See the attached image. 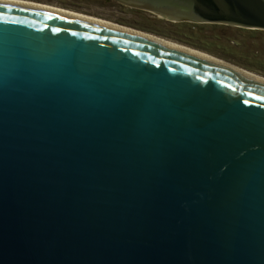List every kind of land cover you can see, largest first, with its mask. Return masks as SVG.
Listing matches in <instances>:
<instances>
[{"label": "water", "instance_id": "obj_1", "mask_svg": "<svg viewBox=\"0 0 264 264\" xmlns=\"http://www.w3.org/2000/svg\"><path fill=\"white\" fill-rule=\"evenodd\" d=\"M118 1L264 30V0ZM0 264H264V80L0 0Z\"/></svg>", "mask_w": 264, "mask_h": 264}, {"label": "rangeland", "instance_id": "obj_2", "mask_svg": "<svg viewBox=\"0 0 264 264\" xmlns=\"http://www.w3.org/2000/svg\"><path fill=\"white\" fill-rule=\"evenodd\" d=\"M88 15L202 51L264 77V30L173 21L117 0H24Z\"/></svg>", "mask_w": 264, "mask_h": 264}, {"label": "bare ground", "instance_id": "obj_3", "mask_svg": "<svg viewBox=\"0 0 264 264\" xmlns=\"http://www.w3.org/2000/svg\"><path fill=\"white\" fill-rule=\"evenodd\" d=\"M13 1H18V2H21V3H24V4H27V5H33V6H37V7H42V8H47V9H51V10H56V11H61V12H64V13H68V14H71V15H74V16H79V17H85V18H90V19H93L95 21H99V22H103L105 24H113V23H109L105 20H102V19H98V18H95V17H91V16H88V15H83V14H79L77 12H73V11H70V10H66V9H62V8H57V7H53V6H49V5H45V4H41V3H36V2H32V1H24V0H13ZM113 25H118V24H113ZM125 29H129V28H126L124 27ZM132 30V29H130ZM133 31H138V30H133ZM145 33V32H143ZM149 37L151 38H154L156 40H159L165 44H168V45H171V46H174L176 48H179V49H182V50H185V51H188L190 53H193V54H196V55H199L201 57H204V58H207V59H210V60H214L216 62H220V63H223V64H228V65H231L227 62H224L220 59H216L202 51H199V50H196V49H193V48H190L188 46H184V45H181V44H178V43H175L173 41H170V40H167V39H164V38H161V37H158V36H155V35H151V34H148L146 33ZM237 69H239L240 71L244 72L245 74H249L250 76L252 77H255V78H258V79H261V80H264V77L263 76H260V75H257L253 72H250L248 70H245L243 68H240V67H237V66H234V65H231Z\"/></svg>", "mask_w": 264, "mask_h": 264}, {"label": "trees", "instance_id": "obj_4", "mask_svg": "<svg viewBox=\"0 0 264 264\" xmlns=\"http://www.w3.org/2000/svg\"><path fill=\"white\" fill-rule=\"evenodd\" d=\"M118 1V0H117ZM119 2V1H118Z\"/></svg>", "mask_w": 264, "mask_h": 264}]
</instances>
